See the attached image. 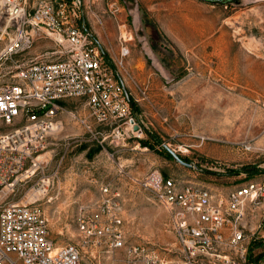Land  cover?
<instances>
[{
    "label": "rangeland",
    "instance_id": "rangeland-1",
    "mask_svg": "<svg viewBox=\"0 0 264 264\" xmlns=\"http://www.w3.org/2000/svg\"><path fill=\"white\" fill-rule=\"evenodd\" d=\"M71 2L79 24L85 23L113 64L122 60L121 36L128 41L129 55L117 69L143 134L117 145L109 138L99 144L103 129L92 125L90 132L77 119L88 114L85 101L62 102L60 126L39 157L41 168L15 191H0V210L8 203H40L56 246H80L83 264H138L152 251L162 261L158 264H183L169 213L141 181L159 171L230 187L264 174L249 175L255 167L264 171V0ZM53 47L39 38L27 59ZM10 129L0 121V132ZM144 140L157 143L156 151L144 147ZM246 141L255 151L238 149ZM165 145L195 168L179 164ZM205 161L216 163V170L201 171ZM229 170L243 172L214 174ZM102 186L127 204L124 244L118 249L105 243L89 247L78 231L84 212L97 210L91 205Z\"/></svg>",
    "mask_w": 264,
    "mask_h": 264
},
{
    "label": "built area",
    "instance_id": "built-area-1",
    "mask_svg": "<svg viewBox=\"0 0 264 264\" xmlns=\"http://www.w3.org/2000/svg\"><path fill=\"white\" fill-rule=\"evenodd\" d=\"M39 38L51 40L54 47L28 60ZM120 40L122 60L113 64L77 21L71 0L0 1V121L11 127L0 132V191H15L41 168L39 157L60 126L64 101H85L88 114L77 119L90 132L92 125L103 129L99 144L109 138L117 145L142 136L117 69L129 55L128 41ZM238 149L244 154L255 151L249 141L239 143ZM215 164L205 161L201 171L216 170ZM141 184L169 213L183 264H252L249 247L264 223L252 229L248 221L264 204V174L214 187L152 171ZM100 191L97 210L78 219L81 240L89 247L105 243L121 248L119 194L106 186ZM83 253L78 245L56 246L40 203H8L0 210V264H83ZM161 262L152 251L138 264Z\"/></svg>",
    "mask_w": 264,
    "mask_h": 264
},
{
    "label": "trees",
    "instance_id": "trees-1",
    "mask_svg": "<svg viewBox=\"0 0 264 264\" xmlns=\"http://www.w3.org/2000/svg\"><path fill=\"white\" fill-rule=\"evenodd\" d=\"M83 27L85 28V23L82 24ZM86 29V28H85ZM131 100V104L133 106V111L135 112V104L134 102ZM136 114V113H135ZM142 145L144 147H148L150 148L151 150H155L156 151V144L157 143H154V144H151L149 141H141ZM161 154V153H160ZM171 157V156H169ZM183 161H185L186 163H190V160L188 158H183L181 157ZM241 172L243 171H236V170H229L228 172H226L225 174H222V173H214L215 175H218V176H235V175H239ZM264 171H260V169L258 167H255L253 168L252 172L249 173V175L251 174H254V173H262ZM264 248V241L262 240H254L251 242L250 244V247H249V261L252 263V264H260L262 259L264 258V251L258 255H255L254 251L257 250V249H263Z\"/></svg>",
    "mask_w": 264,
    "mask_h": 264
},
{
    "label": "crops",
    "instance_id": "crops-1",
    "mask_svg": "<svg viewBox=\"0 0 264 264\" xmlns=\"http://www.w3.org/2000/svg\"><path fill=\"white\" fill-rule=\"evenodd\" d=\"M102 198V195H100V197L91 205L93 208H96L97 205L100 203V200ZM122 203V217H123V221L125 223V211L127 210L126 209V201L125 200H121ZM263 209H264V204L263 205H260L258 207H256L254 209V212L252 213V217L251 219L248 221V223H251V228L252 229H255V226L257 223H264L263 219H262V212H263ZM254 240H262L264 241V225L261 229L259 230H256V235L253 239Z\"/></svg>",
    "mask_w": 264,
    "mask_h": 264
},
{
    "label": "water",
    "instance_id": "water-1",
    "mask_svg": "<svg viewBox=\"0 0 264 264\" xmlns=\"http://www.w3.org/2000/svg\"><path fill=\"white\" fill-rule=\"evenodd\" d=\"M218 1H223V0H218ZM165 149L169 152V154L181 165L188 167V168H195L194 165L190 164V163H186L185 161L182 160V158L180 157V155L176 154L175 152H173L172 150H170L166 145L164 146Z\"/></svg>",
    "mask_w": 264,
    "mask_h": 264
}]
</instances>
